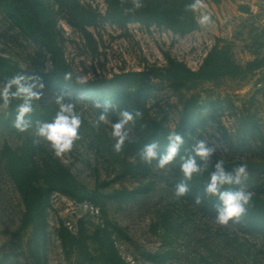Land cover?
<instances>
[{
  "label": "rangeland",
  "instance_id": "374dc122",
  "mask_svg": "<svg viewBox=\"0 0 264 264\" xmlns=\"http://www.w3.org/2000/svg\"><path fill=\"white\" fill-rule=\"evenodd\" d=\"M80 2L103 14L107 8L104 0ZM48 4L57 11L54 0H48ZM202 5L196 10L198 27L184 34L133 20L120 26L101 18L96 25L89 26L95 46L58 11L55 15L58 42L74 72L84 80L110 77L120 71L146 70L152 81H158L156 70L165 66L168 55L198 69L215 44H229L234 58L242 64L254 57L255 49L259 55L264 54V45H260L264 42V5L254 7V14L248 16L234 14L228 0H202ZM202 15H209L212 23L202 25L199 22ZM0 56L22 69L47 71L51 68L50 53L12 25L1 12ZM63 90L68 93L65 99L72 101L76 110L94 126L97 97L75 93L69 88ZM58 91L42 90L41 99L34 104L44 109L54 108ZM193 93L205 98L210 106L199 113L192 129L183 134L184 143L207 139L210 145L212 142L218 145L214 158L264 160V66L246 75L204 80L191 89L176 91L168 82H163L159 89L145 95L144 103L149 113L174 129L181 119L180 95ZM112 107L115 112L108 105L107 122L94 126V131L101 127L104 133H111L112 124L120 118L116 103ZM251 120L256 121V129H248L252 126ZM13 122L0 123V148L5 143L19 145L29 135L35 136V124L20 132L13 127ZM86 126L82 121L81 139L70 152L58 157L81 182L89 188L104 182L98 186L104 192L131 190L150 182L133 196L112 197L106 201L107 217L122 230L121 236H113L115 247L129 264H264V228L248 224L243 217L239 223L229 222L222 227L215 222V210H209L204 204L196 205L185 197L177 198L173 184L163 178V175L174 177L176 169L172 167V170L170 164L164 168L156 164L147 176L121 174L124 170L121 161L107 154L104 146L100 150L97 145L100 140L88 136L93 131ZM129 127L134 133L133 126ZM40 142L51 149L45 141ZM258 179L264 181V172L248 170L245 188ZM99 208L86 200L53 192L46 209V228L39 241L41 264H71L58 237L60 222L74 232L83 225L91 233L97 224H103ZM23 211L22 198L0 162V257L11 232L19 227ZM164 218L174 225L167 234H164ZM166 248L173 251V257L161 263L142 255L143 251ZM0 264H33V257L25 247L23 253L10 255Z\"/></svg>",
  "mask_w": 264,
  "mask_h": 264
},
{
  "label": "trees",
  "instance_id": "16d2710c",
  "mask_svg": "<svg viewBox=\"0 0 264 264\" xmlns=\"http://www.w3.org/2000/svg\"><path fill=\"white\" fill-rule=\"evenodd\" d=\"M54 1L57 11L48 4V0H0V12L23 34L45 48L50 53L51 59V68L47 71H39L22 69L0 56V82L11 78L17 72H22L26 75L39 76L44 84L43 90L56 92L69 88L75 93L95 96L101 103V107L96 108V120L100 112L104 110L105 103L109 105L112 113L115 112L112 107L113 103H116V108H119L120 112L128 110L134 113L139 110L142 115L135 119L134 124H131L135 130L130 134L131 141L126 142L123 150L119 153L113 150L115 141L111 133H104L101 127L98 131H94L92 123L81 115L82 121L87 124L86 127L93 131L88 136L100 140L97 143L100 150L104 146L107 154L121 161L124 167L121 174L147 176L158 161L153 160L151 164H148L140 159L139 154L144 146L152 141H157L158 151L163 154L168 145V134L176 131L182 137L187 129H192L199 113L210 106V103L198 93L189 96L181 94V119L174 129H170L165 125V120L148 112L144 103L145 95L159 89L163 82H168L176 91L180 88L191 89L204 80L246 75L264 66V54L259 55L257 49L253 51L254 57L242 64L234 58L229 44H215L209 49L198 69H193L182 60L168 55L165 66L156 70L155 76L158 81H152L146 70H127L114 73L110 77L86 80L81 78L84 82L78 83L76 81L78 75L67 61L58 42V31L55 24V15L58 11L62 12L68 23L78 29L84 38L95 46V38L89 26L96 25L101 18L120 26L133 20L145 25L162 26L176 33H188L199 25L196 11L185 10L186 5L192 3L193 0H143L144 6L138 10H130L131 3L121 5L120 0H104L107 4L104 14L96 8L83 5L80 0ZM260 45H264V42H261ZM66 72L73 73L72 80L64 79ZM141 96L145 97L141 98ZM20 102L13 100L7 107H4L0 102V123L6 124L15 119L16 108ZM53 107L46 106L44 109L33 103V113L26 119L30 118L33 124L36 121L52 120L54 113L58 111L57 105ZM251 124L252 126H249L248 129L250 127L252 130L257 128L255 120H251ZM35 139V136L29 135L19 145L11 146L5 143L0 148V162L3 163L5 173L14 182L24 203L20 225L11 232V239L2 250L0 262L10 255L23 253L24 248L27 247L29 253L32 254L33 264H41L38 248L40 237L47 224L46 209L50 204L51 194L60 192L76 200H86L98 205L102 214L103 224H97L91 233L87 232L83 225H80L78 231L74 232L63 221L60 222L58 237L62 251L71 264H129L115 247L113 236L114 234L121 236L122 230L117 223L107 217L106 201L112 197L133 196L143 191L150 182L131 190L112 192H104L98 188L104 182L97 184L94 188H89L75 176L63 161L52 154L51 149L46 148L42 142L34 144ZM194 144L185 142L177 157L170 163V167L176 169L174 177L170 179L163 175V178L169 180L174 187L183 178L180 170L181 157L193 155ZM129 156L132 157L129 158ZM216 159L218 158L211 157L212 162L208 164L207 168L202 173L193 176L192 180L188 182L190 190L186 196H183L193 203L197 195L202 196V204L209 210H215V206L219 203L217 197L204 196L203 193L209 175L214 170L213 164ZM222 159L229 171L241 163H247L250 173L254 170L264 172V160L254 162L249 159ZM197 163L202 165L198 157ZM246 190L253 192L254 195L242 217L248 224L264 228V181L259 179L252 181L251 185L246 186ZM164 222H166L164 234H167L168 229L174 225L169 222L168 218H164ZM142 255L150 261L161 263L173 257V251L166 248L154 252L143 251Z\"/></svg>",
  "mask_w": 264,
  "mask_h": 264
},
{
  "label": "clouds",
  "instance_id": "9594fccd",
  "mask_svg": "<svg viewBox=\"0 0 264 264\" xmlns=\"http://www.w3.org/2000/svg\"><path fill=\"white\" fill-rule=\"evenodd\" d=\"M121 5L131 3L130 10H138L144 6L143 0H120ZM202 0H193L192 3L186 5V11H196L202 7ZM202 25L211 24L212 20L209 15H202L199 21ZM65 80H72L73 73L66 72ZM76 81L83 83L81 77L77 76ZM44 84L39 76L26 75L16 73L11 78L0 82V102L4 107L11 104L13 100L21 101L16 108V116L13 122V127L18 131H27L33 126V121L30 115L33 113V103L41 99L43 95ZM35 89V90H34ZM68 93L65 90H60L55 96V104L58 106V111L54 118L49 122H35L34 135L36 139L34 144H39L41 140L45 141L52 149L56 157H61L70 152L76 141L80 140L79 129L82 124V116L76 110V106L72 101L66 100ZM95 107L99 109L101 103L94 102ZM108 105L105 103L104 110L100 112L94 126L99 127L101 122L108 120ZM142 113L136 110L134 113L128 110L120 112V118L112 124L111 136L115 143L113 150L117 153L121 152L126 142L131 141L130 124H134L135 119L140 117ZM168 145L166 151L161 154L157 141H152L144 146L140 152V159L148 164L153 160H157V166L164 168L170 164L179 154L180 148L184 143L183 138L176 131H172L167 136ZM218 148L215 142L211 145L207 139L197 140L193 146V155L181 157L182 163L180 170L183 178L176 185L174 195L179 198L186 196L189 192V181L193 176L202 173L211 161ZM197 157L202 162V165L197 163ZM213 171L209 175V179L204 186V196H214L218 198L219 203L215 206V222L226 227L229 222L239 223L241 217L246 213L247 207L252 201L253 192L247 191L244 181L248 178V165L241 163L231 171L225 167V161L222 158L215 160ZM238 186V187H231ZM203 197L197 195L194 198L196 205H201Z\"/></svg>",
  "mask_w": 264,
  "mask_h": 264
},
{
  "label": "crops",
  "instance_id": "0c3cea01",
  "mask_svg": "<svg viewBox=\"0 0 264 264\" xmlns=\"http://www.w3.org/2000/svg\"><path fill=\"white\" fill-rule=\"evenodd\" d=\"M228 2L231 3L234 14L245 16L254 14V7H256L257 5H264V0H228ZM221 11L223 12V9H221ZM198 31L199 30H197V32Z\"/></svg>",
  "mask_w": 264,
  "mask_h": 264
}]
</instances>
